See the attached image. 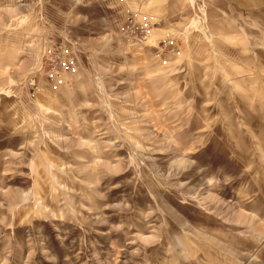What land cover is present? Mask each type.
Returning a JSON list of instances; mask_svg holds the SVG:
<instances>
[{
    "label": "rangeland",
    "instance_id": "374dc122",
    "mask_svg": "<svg viewBox=\"0 0 264 264\" xmlns=\"http://www.w3.org/2000/svg\"><path fill=\"white\" fill-rule=\"evenodd\" d=\"M235 1L0 0V264H264V0Z\"/></svg>",
    "mask_w": 264,
    "mask_h": 264
},
{
    "label": "built area",
    "instance_id": "2783aa9c",
    "mask_svg": "<svg viewBox=\"0 0 264 264\" xmlns=\"http://www.w3.org/2000/svg\"><path fill=\"white\" fill-rule=\"evenodd\" d=\"M128 31L131 37L136 39L137 44H143L148 40L151 32V22L145 13H135L128 17ZM156 47L167 48L173 52L177 48V43L173 39L158 40ZM42 67L46 70L48 80L51 84L58 86L66 83L65 77L75 75L78 72L76 55L70 45H59L57 47H45L41 55Z\"/></svg>",
    "mask_w": 264,
    "mask_h": 264
},
{
    "label": "crops",
    "instance_id": "0c3cea01",
    "mask_svg": "<svg viewBox=\"0 0 264 264\" xmlns=\"http://www.w3.org/2000/svg\"><path fill=\"white\" fill-rule=\"evenodd\" d=\"M226 1V0H225ZM248 0H236L235 1V5H236V8L237 9H240V6H242L241 4H243L244 2H247ZM250 1V4L252 5L253 4V0H249ZM226 4V3H224ZM255 6H258V0H255L254 2ZM254 4L252 5V7H254Z\"/></svg>",
    "mask_w": 264,
    "mask_h": 264
}]
</instances>
